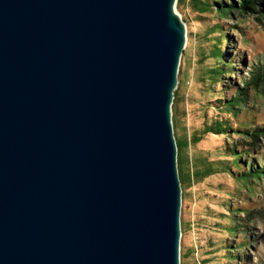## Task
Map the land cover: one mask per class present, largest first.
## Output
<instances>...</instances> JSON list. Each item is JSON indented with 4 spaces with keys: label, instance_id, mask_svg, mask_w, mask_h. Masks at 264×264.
Here are the masks:
<instances>
[{
    "label": "water",
    "instance_id": "95a60500",
    "mask_svg": "<svg viewBox=\"0 0 264 264\" xmlns=\"http://www.w3.org/2000/svg\"><path fill=\"white\" fill-rule=\"evenodd\" d=\"M176 0H0V264H180Z\"/></svg>",
    "mask_w": 264,
    "mask_h": 264
},
{
    "label": "rangeland",
    "instance_id": "374dc122",
    "mask_svg": "<svg viewBox=\"0 0 264 264\" xmlns=\"http://www.w3.org/2000/svg\"><path fill=\"white\" fill-rule=\"evenodd\" d=\"M203 1L176 0L175 5L187 31L171 108L174 137L187 144L179 154L188 179L182 186L180 264H264V170L254 178L222 169L264 167V96L249 86L238 116L212 106L219 91L226 88L231 98L257 73L264 89V0H252L242 11L232 7L228 17L215 9L204 11ZM219 25L229 37L221 47L233 69L213 86L207 74L215 64ZM214 116L239 132L207 133L191 143ZM251 126L261 128L253 131ZM232 146L240 150L235 167L228 151ZM209 171L214 174L207 175Z\"/></svg>",
    "mask_w": 264,
    "mask_h": 264
},
{
    "label": "trees",
    "instance_id": "16d2710c",
    "mask_svg": "<svg viewBox=\"0 0 264 264\" xmlns=\"http://www.w3.org/2000/svg\"><path fill=\"white\" fill-rule=\"evenodd\" d=\"M202 3L204 5L203 6L204 11H212L213 9H215L223 17H228L231 12L232 7H238L240 11H242L243 9L246 10L250 7L249 4L252 3V0H239V3L236 2L235 0H229V1L228 0H204ZM217 27H218L217 30H215L214 32H218L219 37L217 38V41L215 43V48H214L215 50L212 53L215 59L214 61L215 64L212 66L211 70L207 74L208 80H210V83L212 85L220 81L223 78V76L227 72H229L228 70L233 69V64L231 60L227 57V55H225L221 47L222 45H226V43L229 41V37L227 35V32L224 30L223 25H219ZM261 80L262 78L260 77V74L257 73L250 81L246 83L247 87H244L238 90L237 93L231 98H227L226 93H225L226 88L223 89L224 88L223 87L222 88L223 90L219 91L218 98L215 100V102L212 103V106L216 107L218 110H223V111L226 110V112L229 115L238 116V111L242 109V106L244 105L247 99V96H248L247 91L249 89V86L255 87L260 92V96H264V89L260 88ZM252 128H253L252 129L253 131H257L261 127H258L255 130H254V127ZM243 129H245L246 133H249V134L252 131L250 128H247V127H244ZM230 131L239 132V129L233 128V126L229 123L228 120H224V118L219 119L214 116V118H212V121L205 125V128L202 134L192 138L190 142L194 144L200 142L203 139V136L206 135L207 133L227 134V133H230ZM251 135L257 136V134H251ZM177 144H178L179 175H180L182 186H184V184L188 181V179L185 176V172L183 169L184 163L180 159L179 154L183 150L184 146H187V144H184L180 140H177ZM228 151H230L229 153L231 154L229 156L234 157L231 161L232 166L234 167L235 165L238 166L236 154L240 153L239 152L240 150H238L236 146H232L231 148L228 149ZM241 159L243 160V158ZM222 169H226L224 171H230L234 174L236 173L239 176L248 175L249 177L256 178L258 175L261 174V170H264V167L260 168L259 165L257 164V166L252 165L250 169L246 168V171H240L238 168L236 171V170H233V168L229 165V166L222 167ZM203 171H200V172L202 173ZM206 171L204 173H206ZM196 172L197 171H193L192 176L195 177L197 174ZM210 174H214V172L209 171L207 173V175H210ZM228 193H231V192H228ZM230 211H232L231 208H230Z\"/></svg>",
    "mask_w": 264,
    "mask_h": 264
},
{
    "label": "bare ground",
    "instance_id": "6f19581e",
    "mask_svg": "<svg viewBox=\"0 0 264 264\" xmlns=\"http://www.w3.org/2000/svg\"><path fill=\"white\" fill-rule=\"evenodd\" d=\"M186 35H187V31H186V33H185Z\"/></svg>",
    "mask_w": 264,
    "mask_h": 264
}]
</instances>
